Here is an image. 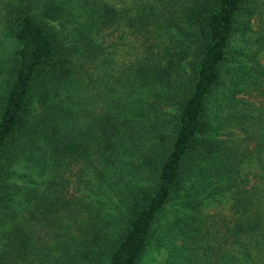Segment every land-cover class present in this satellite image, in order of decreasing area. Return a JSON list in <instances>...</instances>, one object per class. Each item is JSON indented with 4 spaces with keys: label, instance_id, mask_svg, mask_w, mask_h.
Masks as SVG:
<instances>
[{
    "label": "trees",
    "instance_id": "1",
    "mask_svg": "<svg viewBox=\"0 0 264 264\" xmlns=\"http://www.w3.org/2000/svg\"><path fill=\"white\" fill-rule=\"evenodd\" d=\"M262 57L264 0H0V264H264Z\"/></svg>",
    "mask_w": 264,
    "mask_h": 264
},
{
    "label": "rangeland",
    "instance_id": "2",
    "mask_svg": "<svg viewBox=\"0 0 264 264\" xmlns=\"http://www.w3.org/2000/svg\"><path fill=\"white\" fill-rule=\"evenodd\" d=\"M261 60L264 61V57H262ZM224 198H228V199L232 200L231 195L229 196L228 193L225 194V197H223V199ZM223 199H222V201H219L218 203H214L213 206H208V208H207L208 214L206 216V220L203 222V226L205 224H209L210 229L214 230V234H211L209 237L211 241L214 240L216 243H218L219 247H222V249L226 248L227 251L228 250L234 251L237 254V256L239 257L240 251L237 250V248L239 247V244H236V243L231 244L228 240V242L224 246H222L223 242L219 241V239H221V238L220 237H219V239L216 238V234H219L221 232L220 226H219V228H217V226L219 225V223H218L219 216L218 215L225 216L226 218L227 217H231V218L235 217V214L233 212V208L230 205L229 200H223ZM164 217L165 216L161 217L159 222H161L164 219ZM159 231H160V224H158V227L156 224L153 235H158V234L161 235L160 237H161V239H163V241H165V243L167 240L171 239V237L166 232L163 231V232L159 233ZM153 239H154V236L152 237V240ZM244 240H245V238H244ZM179 241H180V239L177 238L175 240V243H179ZM167 251H168V245H158L156 243V240H153L150 243L149 248L147 249V253L143 257V263L142 264H162V263H165L166 257L168 255ZM198 251H199V248H198ZM261 258H262V256H260L259 254L253 256L254 261H256L258 264L260 263L259 260ZM215 259L216 258H213V263L215 262ZM230 264H243V262L241 261V259H239V260L233 259V262Z\"/></svg>",
    "mask_w": 264,
    "mask_h": 264
}]
</instances>
